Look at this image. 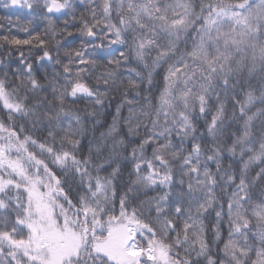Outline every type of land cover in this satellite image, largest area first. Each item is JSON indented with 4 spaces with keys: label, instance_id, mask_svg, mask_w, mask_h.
Segmentation results:
<instances>
[{
    "label": "snow or ice",
    "instance_id": "obj_1",
    "mask_svg": "<svg viewBox=\"0 0 264 264\" xmlns=\"http://www.w3.org/2000/svg\"><path fill=\"white\" fill-rule=\"evenodd\" d=\"M0 7V264H264V0Z\"/></svg>",
    "mask_w": 264,
    "mask_h": 264
},
{
    "label": "trees",
    "instance_id": "obj_2",
    "mask_svg": "<svg viewBox=\"0 0 264 264\" xmlns=\"http://www.w3.org/2000/svg\"><path fill=\"white\" fill-rule=\"evenodd\" d=\"M10 14L13 15V19H15L14 14L11 13L10 10H7V9L0 7V16L10 15ZM0 23H5V26H7L6 22H4V21H0Z\"/></svg>",
    "mask_w": 264,
    "mask_h": 264
}]
</instances>
